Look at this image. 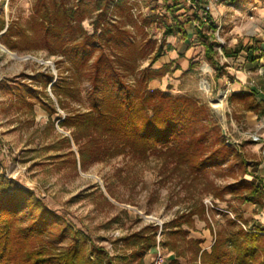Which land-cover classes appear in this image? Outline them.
<instances>
[{
    "label": "rangeland",
    "instance_id": "374dc122",
    "mask_svg": "<svg viewBox=\"0 0 264 264\" xmlns=\"http://www.w3.org/2000/svg\"><path fill=\"white\" fill-rule=\"evenodd\" d=\"M67 1V9L74 11L76 20L69 21L62 12L58 23L50 26L34 18L39 0H0V44L3 45L2 33L11 26V41L16 49L3 46L19 58L0 49V208L6 205L4 201L26 199L19 206L21 227L47 214L51 222L44 240L53 243L56 250L70 243V238L63 237L68 225L83 231L111 257H129L133 250L122 239L151 225L160 226V236L165 224L202 200L207 208L206 220L195 216L193 228L183 229L189 231L191 239V231H197L196 223L199 228L212 227L214 245L213 231H220L228 220L236 219L242 204L230 195L219 201L207 192L212 186L222 190L243 179L251 181L253 167L264 162L261 144L251 140L256 134L264 136L263 108L249 111L255 100L235 96L233 75L239 68L230 63L223 48V54L219 49L255 44L256 40L264 42V19L256 15L241 17L234 10L227 14L218 0H201L195 8V0H104L100 12L93 11L98 0H84L83 5L79 0ZM202 6L208 7L217 27V56L215 62L209 61L201 40L195 36L189 46L195 53L189 70L184 72L170 62L168 53L182 47L181 29L188 28L189 21L199 30L194 12L197 7L200 16L205 17L207 12ZM79 19L83 20L82 29ZM3 22L6 28L1 31ZM237 26L242 27V36L234 33ZM169 28L176 35H171ZM96 29L103 39H96L99 47H92V42H83L84 33L91 36ZM202 32L208 33V28ZM84 50L90 53L84 56ZM157 52L163 56L155 62ZM102 55L116 71L118 80L133 90H160L199 102L208 112L198 119L207 129H221L232 156L222 165L209 166L206 176L197 179L167 164L160 152L164 144L158 145L156 152H149L148 158L133 155L129 148L125 154L113 157L114 148L123 147L124 141L109 135L95 140L94 134L84 130L62 128L60 123L68 115L90 111V67ZM262 55L248 76L264 98V51ZM149 69L161 71L164 76L144 83V72ZM51 76L53 83H49ZM57 80L62 87L63 106L52 89ZM218 100L225 104L224 122L212 107ZM54 109L57 113H53ZM81 151L86 154L84 160ZM18 188L31 194L22 197L16 192ZM163 239H169V230ZM162 251L170 261L168 251ZM155 253H149L144 263L153 264Z\"/></svg>",
    "mask_w": 264,
    "mask_h": 264
},
{
    "label": "trees",
    "instance_id": "16d2710c",
    "mask_svg": "<svg viewBox=\"0 0 264 264\" xmlns=\"http://www.w3.org/2000/svg\"><path fill=\"white\" fill-rule=\"evenodd\" d=\"M218 1L228 3L232 0ZM84 2L79 0L81 5L85 4ZM103 2L104 0H98L93 11H102ZM67 3V0H39L38 14L34 18H39L42 22L53 26L58 23V16L63 12L65 18L74 22L76 15H72L74 11L67 9ZM201 3V0L197 2L199 5ZM203 9L206 11L204 7ZM171 12L176 11L172 9ZM194 16L199 24L197 35L205 48L206 57L209 61L215 62L216 47L219 46L215 38L217 27L212 23L208 12L205 17ZM78 21L79 28L82 29L83 20ZM206 27L208 33L204 34L202 30ZM5 28L3 22L1 31ZM98 31L99 29H96L91 36L84 33L86 41L83 40V42L89 41L92 42V47H99L96 39H103V35H97ZM12 32L13 29L10 26L2 36L3 45L11 51L16 49L11 41ZM169 33L171 35L175 33L173 28H169ZM223 51L225 53L224 47ZM89 53L84 50L83 54L87 56ZM162 56L163 53L157 52L155 62ZM262 58L263 55L259 57V59ZM109 66L104 55L91 65L90 68L93 70L90 73L92 107L89 112L68 115L60 123L62 128L84 130L94 134L95 140L109 135L110 138L124 141L126 144L123 147L114 148L113 157L125 154L126 149L129 148L133 155L148 158L149 152H156L158 145L164 144L165 149L160 152L165 156L167 164L174 165V171H181L197 179L206 174L209 166L222 165L226 158L232 156L231 147L226 145L221 129L216 126L207 129L198 119L206 110L208 112V109L201 107L195 99L173 96L148 88L133 90L131 86L119 81L116 71ZM160 75L164 76V73L149 69L144 72V83ZM53 81L54 77H49V83ZM58 82L59 80L52 89L60 106H63L62 87ZM113 88L117 91H111ZM239 95L253 98L256 103L248 110L257 112V109L261 107L263 108L261 114L264 116V98L256 89H253L251 93L235 94L236 97ZM53 113H57L56 109ZM188 134H191L190 137H187ZM80 156L84 160L85 152L81 151ZM16 192H19L22 197L31 194L20 188ZM207 193L214 194L219 201H224L225 196L230 195L234 200L244 204L264 198V183L261 181L256 184L254 181L243 179L222 190L212 186ZM24 201L26 199L20 202L14 201L16 203L7 200L4 201L6 205L0 208V264H145V257L156 251L159 225H151L122 239V242L133 250L129 257L126 254L111 257L104 247L98 246L83 231L68 225L63 229V237L70 238V243L66 248L56 250L53 243L44 240L48 232L47 225L51 222L47 219V214H42L30 226H20L22 219L19 216V206ZM206 215L207 208L201 200L187 212L179 215L169 224H165L160 234L161 247L173 253L177 259L186 258L188 264H264V233L247 232L239 224L238 217L228 220L220 231H213L215 240L212 250L210 253L203 251L200 248L201 241L189 239V231H185L183 227L192 229L194 217L198 216L206 220ZM167 230H169V239L164 240ZM176 258L170 264H178Z\"/></svg>",
    "mask_w": 264,
    "mask_h": 264
},
{
    "label": "crops",
    "instance_id": "0c3cea01",
    "mask_svg": "<svg viewBox=\"0 0 264 264\" xmlns=\"http://www.w3.org/2000/svg\"><path fill=\"white\" fill-rule=\"evenodd\" d=\"M219 3L224 6V10L227 12V14L230 10H234L237 15H240L241 17L243 15H256L261 16V18L264 19V0H232L228 3L222 1H219ZM193 8H195L194 5ZM194 15H200L199 9H197V7L195 9ZM238 18L240 19V17ZM189 22L190 23L188 24V28H185V30L181 29L182 35L184 37V42H182L181 44L182 47L173 49L168 53L170 62L176 63V65L180 66L184 72H187L189 70L192 57L195 53V49L193 48V46H189H191V43L194 42V37H198V30L193 27L194 23L191 21ZM234 33L236 34V36H242V27L237 26L234 29ZM174 35H176V32L173 34V36ZM202 47L204 48V46ZM263 51L264 42L261 40H256L255 44L249 43V45H230L229 48H225L226 58L229 59L231 64L239 68L233 75L235 76V83L233 85V92L235 94L248 92V90L254 89L255 84L253 79L248 76V71L254 68V66L261 61L256 60L259 59L260 56H262ZM252 59H254V61ZM177 72L180 71L178 70ZM216 103L221 104L223 108L225 106L224 102H221L220 100L214 101L212 105ZM249 178L256 184H259L261 181L264 183V162H262L257 167H253L252 171L249 174ZM236 212L238 214L237 216L239 218V221H241L249 230L255 233H264V198H260L255 202L244 203L240 206V208L237 209ZM196 230L197 231H191L190 238L201 241V249L210 253L213 246V236L211 230L206 227L199 228L198 223H196ZM167 258L170 259V261L166 260L165 264H170L171 261L176 257L173 253L168 252ZM177 260L178 264H188V262L183 258H178Z\"/></svg>",
    "mask_w": 264,
    "mask_h": 264
},
{
    "label": "built area",
    "instance_id": "2783aa9c",
    "mask_svg": "<svg viewBox=\"0 0 264 264\" xmlns=\"http://www.w3.org/2000/svg\"><path fill=\"white\" fill-rule=\"evenodd\" d=\"M200 1V0H195V3L197 4V2ZM206 2H210L211 0H205ZM208 3H206L207 5ZM195 6V4H194ZM208 10V7H206V11ZM208 12V11H207ZM222 46H220V51L222 50ZM222 53V51H221ZM223 54V53H222ZM262 129L264 130V117L262 119ZM251 140L253 143H256V144H261L263 150H264V136L263 135H254V136H251ZM233 142L232 141H228V144H232ZM244 227V229L247 231V232H253L251 230H249L245 225H242ZM160 241H161V237L159 236L158 237V243H157V247H156V253H155V258H154V261H153V264H165L166 262V256L164 255L163 251H162V247L160 245Z\"/></svg>",
    "mask_w": 264,
    "mask_h": 264
},
{
    "label": "bare ground",
    "instance_id": "6f19581e",
    "mask_svg": "<svg viewBox=\"0 0 264 264\" xmlns=\"http://www.w3.org/2000/svg\"><path fill=\"white\" fill-rule=\"evenodd\" d=\"M0 49L2 52L9 54L13 58L19 59L15 54L11 53L7 48H5L1 44H0ZM212 107H213V109H215L217 111V114H218L219 118L221 119V121L224 122L225 121V113H224L223 106L219 103H216V104L212 105Z\"/></svg>",
    "mask_w": 264,
    "mask_h": 264
},
{
    "label": "water",
    "instance_id": "95a60500",
    "mask_svg": "<svg viewBox=\"0 0 264 264\" xmlns=\"http://www.w3.org/2000/svg\"><path fill=\"white\" fill-rule=\"evenodd\" d=\"M2 34H5V32L4 33H2ZM215 110V109H214ZM215 112L217 113V111L215 110Z\"/></svg>",
    "mask_w": 264,
    "mask_h": 264
}]
</instances>
